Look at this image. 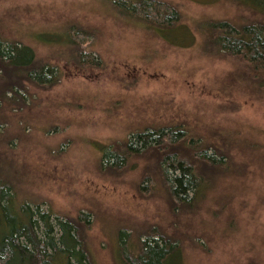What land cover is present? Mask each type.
I'll return each mask as SVG.
<instances>
[{
  "label": "rangeland",
  "instance_id": "374dc122",
  "mask_svg": "<svg viewBox=\"0 0 264 264\" xmlns=\"http://www.w3.org/2000/svg\"><path fill=\"white\" fill-rule=\"evenodd\" d=\"M167 1L192 28L194 43L167 42L111 0H0V38L59 64L55 85L27 82L16 98L6 87L13 75L0 68V179L18 202H40L54 213L57 237L56 215L89 212L83 228L93 264H123L119 229L144 235L154 225L179 239L185 264H264V79L222 56L204 26L242 22L251 12L234 0ZM69 27L89 30L86 46L101 66L67 59ZM175 123L236 139L239 170L214 175L198 207L171 200L155 150L120 168L101 167L104 148L122 150L136 130Z\"/></svg>",
  "mask_w": 264,
  "mask_h": 264
},
{
  "label": "trees",
  "instance_id": "16d2710c",
  "mask_svg": "<svg viewBox=\"0 0 264 264\" xmlns=\"http://www.w3.org/2000/svg\"><path fill=\"white\" fill-rule=\"evenodd\" d=\"M234 1L246 7L251 16L242 22L226 18L207 22L204 25L207 41L222 56L240 60L244 73L264 79V0ZM111 3L118 13L142 22L169 43L181 46L194 43L195 33L182 21L181 11L172 2L111 0ZM65 32L67 59L80 68L102 65V60H96L86 46L88 29L69 27ZM41 37L56 42L52 37ZM58 67L59 64L38 56L31 45L0 38V68L13 75L6 86L7 92H13L11 98L20 96L27 82L40 87L55 85ZM255 79L251 80L257 83ZM5 95V84L0 81V99H5ZM195 131L181 123L136 130L133 138L125 141L124 149L113 146L103 149L101 167L120 168L132 156L155 150L159 152L156 173L166 184L171 200L180 208L198 207L214 175L239 170V165L233 163L235 138L222 130L210 132L211 137ZM40 204L18 202L11 183L0 179V264H93L83 228L91 223L89 212L80 211L76 217L56 215L61 230L57 237L52 222L54 213L43 210ZM144 233L134 235L119 229V257L123 264H185L178 238L156 225Z\"/></svg>",
  "mask_w": 264,
  "mask_h": 264
}]
</instances>
